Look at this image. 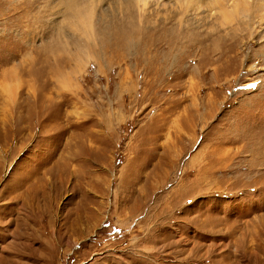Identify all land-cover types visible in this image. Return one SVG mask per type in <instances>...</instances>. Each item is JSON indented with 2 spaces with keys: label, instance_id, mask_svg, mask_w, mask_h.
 Instances as JSON below:
<instances>
[{
  "label": "rangeland",
  "instance_id": "374dc122",
  "mask_svg": "<svg viewBox=\"0 0 264 264\" xmlns=\"http://www.w3.org/2000/svg\"><path fill=\"white\" fill-rule=\"evenodd\" d=\"M210 2L0 0V264H264V7Z\"/></svg>",
  "mask_w": 264,
  "mask_h": 264
},
{
  "label": "bare ground",
  "instance_id": "6f19581e",
  "mask_svg": "<svg viewBox=\"0 0 264 264\" xmlns=\"http://www.w3.org/2000/svg\"><path fill=\"white\" fill-rule=\"evenodd\" d=\"M211 1V2H210ZM262 2V0H209V2H210V4H212V2H213V4H216L217 2L218 3H220V8H222L225 12L223 13V11H222V15H224L225 17L227 16V21H228V19H232L233 17H235L234 16V14L236 15V18H237V16H238V14H240V16L241 15H243V14H246L247 12H249L248 10H247V8L249 9V7H246V5H248V4H250V5H248V6H250V9H252V10H255V12H256V7H258L259 5L260 6H262V4L261 3H259V2ZM216 2V3H215ZM264 2V1H263ZM188 3H186L185 5H187ZM190 6V5H189ZM216 6H217V4H216ZM259 6V7H260ZM186 7H188V6H186ZM205 6H204V3H203V5H199V4H196V3H194L193 5H192V12H194V20H193V24H191V25H193V26H195V28H198L199 26H200V24H199V19H200V17H201V15H200V10L201 9H203ZM208 7V6H207ZM215 7V6H214ZM262 7H264V6H262ZM208 9V8H207ZM219 9V8H218ZM259 9V8H258ZM257 9V10H258ZM261 9V8H260ZM217 10V9H216ZM262 10V9H261ZM211 11V10H210ZM210 11H208V12H210ZM214 11V10H213ZM260 11V10H259ZM251 12V11H250ZM264 12V11H263ZM207 13V12H206ZM220 13V12H219ZM258 13V12H257ZM229 14H231V15H233L232 17H231V15H229ZM248 14V13H247ZM250 14V13H249ZM250 15H252L253 16V12L250 14ZM250 15H247L248 17H250ZM261 15V14H260ZM200 16V17H199ZM223 16V17H224ZM229 16H230V18H229ZM239 16V17H240ZM251 16V17H252ZM257 17H262V15L261 16H258V15H256ZM80 18V16H78V15H75V18ZM239 17H238V20H239ZM243 18H244V16H243ZM242 18V19H243ZM254 18V17H253ZM245 19V18H244ZM247 19H249V18H247ZM220 20V19H219ZM233 20H235V18H233ZM255 20H256V18H255ZM229 21H232V20H229ZM250 21V20H249ZM252 21V20H251ZM79 22L81 23V26L82 27H87V26H85V24H86V21L84 20V19H80L79 20ZM233 22V21H232ZM237 22H239V21H237ZM240 22H241V19H240ZM253 22V21H252ZM201 23V22H200ZM225 23H227L226 21H225ZM251 23V22H250ZM253 25V24H252ZM254 28V27H253ZM89 29H92L91 28V25L88 27V29H87V32H88V30ZM3 260V259H2ZM0 262H2V261H0ZM3 263H4V261H3Z\"/></svg>",
  "mask_w": 264,
  "mask_h": 264
}]
</instances>
